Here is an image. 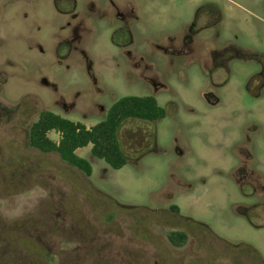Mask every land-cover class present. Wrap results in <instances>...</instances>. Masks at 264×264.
<instances>
[{
  "label": "rangeland",
  "instance_id": "obj_1",
  "mask_svg": "<svg viewBox=\"0 0 264 264\" xmlns=\"http://www.w3.org/2000/svg\"><path fill=\"white\" fill-rule=\"evenodd\" d=\"M124 95L166 115L121 124V168L29 146ZM0 264H264V0H0Z\"/></svg>",
  "mask_w": 264,
  "mask_h": 264
},
{
  "label": "trees",
  "instance_id": "obj_2",
  "mask_svg": "<svg viewBox=\"0 0 264 264\" xmlns=\"http://www.w3.org/2000/svg\"><path fill=\"white\" fill-rule=\"evenodd\" d=\"M165 115V108L153 95L119 97L107 109L104 118L90 127L44 109L29 126L28 144L44 153L56 152L62 161L90 176L91 164L77 155V149L91 145L90 153L94 157L104 160L112 169H119L128 161L118 139L121 124L129 118L153 123ZM50 131L59 135L57 142L48 137ZM185 238V234L177 231L168 234L169 241L175 246L183 243Z\"/></svg>",
  "mask_w": 264,
  "mask_h": 264
},
{
  "label": "flooded vegetation",
  "instance_id": "obj_3",
  "mask_svg": "<svg viewBox=\"0 0 264 264\" xmlns=\"http://www.w3.org/2000/svg\"><path fill=\"white\" fill-rule=\"evenodd\" d=\"M210 13H206L208 14L209 16L212 15V11H209ZM205 17V14H203L202 12H196L193 16V18L191 19L190 21V25H188L187 29H186V34L184 35V40L187 41L188 40V37L194 33V27H195V24L201 19Z\"/></svg>",
  "mask_w": 264,
  "mask_h": 264
}]
</instances>
